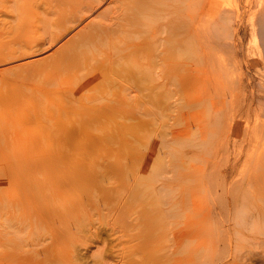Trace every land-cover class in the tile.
I'll return each instance as SVG.
<instances>
[{"label":"rangeland","instance_id":"374dc122","mask_svg":"<svg viewBox=\"0 0 264 264\" xmlns=\"http://www.w3.org/2000/svg\"><path fill=\"white\" fill-rule=\"evenodd\" d=\"M45 1L46 0H16L15 5H13V0H0V11L2 12L4 9L3 2H5V22H7L8 25L10 23L8 27L5 26V32L0 29V52L3 51V44L5 43V62H0V78L5 77V90L3 92L1 91L2 94L0 93V95L4 96L5 100H3L4 104L2 103L0 110L3 111L5 109V150H13L15 156L13 158L11 157L12 160L9 159L5 162V165H7V168H5V175L8 179H5V218L4 221H2L5 224L0 222L1 225L5 226L4 228L1 226L2 230L0 229L3 231V233L0 231V240L3 241H0V264H54L56 263L54 261H57L58 263L56 255H59L60 252L58 253V249L61 247H59L60 243H56L58 241L56 240V233L59 232L60 229L62 230V226H65L64 228L73 226L71 232L73 233L75 231L73 237L76 241L74 242V248H77V257L80 258L79 261H84H81L82 264H140L143 260L148 261L149 263L151 259L161 258L165 260L166 256L172 254L175 233L180 228L183 233V264H195V262L196 264H264V249L262 242L264 239V220L258 217V209L262 204V200L259 196L255 197L254 195H251L250 185H248L247 182V142L241 141L237 138L235 133H232L231 135L223 134L215 136L213 133H210V135L205 134L206 131L203 128L198 130L197 126L202 119L207 121L210 118L208 121H212L213 119L218 118L219 113L216 110L210 109L211 112L209 114L210 110L207 109L204 111L205 113L201 110V114L203 113L201 118H199L198 115L193 117L192 113L198 111L200 106L194 108V106L180 104V101L178 103L177 100L180 98L179 94L182 93L183 96V93L184 95H187L188 92L187 90L181 92V90L178 89H172V91H169L161 88L152 92L144 91L146 93L136 96L134 99V105L136 104L137 106H135V108L133 107L134 105L132 106L133 112L131 119H129L132 121L128 122L129 120L126 121L120 117L119 120L121 123L119 124L121 126L118 122L114 124L115 122L112 121H101L86 125L87 127L81 125L85 122L88 123L87 120L90 122V119H93V117L96 116V113L97 115H101V112L103 111L101 106H104V104H100L96 99H99L103 94H106L107 91L109 92L106 94V99L107 97L112 98V96L113 98L115 96L118 97L120 93L119 98L122 97L123 99V96L127 94L126 90H124L126 88H124V85V89H121L120 87L117 88L119 90H117V94L115 93L116 95H113V92L116 90L110 88L107 89L106 87L105 92L104 89L102 92V89L95 85L90 87L87 86V89L85 88L84 90V87L82 86H84L86 82L89 83V81L95 77V74L92 73V71H82L78 73L76 77H74V75L70 77L71 75H68L65 63L60 62L63 65H60V63L56 64L61 58L59 55H62L61 53L64 51L61 47L62 44L66 38L73 34V31L68 32L64 38L59 39L49 46H44L43 49L41 48V50H38L35 53L23 54L24 50L22 49L23 51H21L20 46H23L24 42H26L31 35L28 34L26 30L25 32L21 30L19 22L20 20L24 22L23 18L25 17L27 21L24 22V25L26 27L31 24L32 20H34L32 23H35V25L32 24V26L35 27L37 32L35 31L33 36H37H34L33 40L36 41L41 35H43L41 36L42 39V37H44V31L42 29H37L39 26L41 27L42 22L39 21L40 24H36L38 21L37 16H34L32 19L30 18L33 14L30 12V5L34 6L37 4L40 6L43 4V6L46 7L44 3ZM123 1L127 3L129 0ZM104 5L105 4H103V6ZM103 6L101 8H103ZM51 8L52 11L54 10L53 14L60 13V11H66L67 14L69 13L67 5L63 7H57V5H55ZM56 10L58 11L56 12ZM1 12L0 14L3 13ZM12 15L16 17H13ZM153 21L151 24H154ZM132 28L133 27L130 28L131 34L129 32L127 33V30H123L120 31L122 36L120 32H118V37L115 35V37H117L115 42L120 46L123 45L121 48L126 46V44L129 45V42H132L135 38L136 35H134V38L132 35L135 33V28ZM133 31L134 33H132ZM127 35H130L129 38ZM249 36L250 34L248 35V33L244 36V42H247V46H250V43H252ZM36 37L38 38L36 39ZM130 37L133 39L131 40ZM120 38L125 39H123L122 42ZM126 40L129 42L127 43ZM116 43L114 44L115 47L118 46ZM120 46H118V48ZM105 47H110L109 51L107 50L108 48H103L107 52L104 53L106 57L100 56L99 59L103 57L108 58L109 54H113V50L114 52L118 51V48H116L117 50L115 48L112 50L111 45H106ZM162 47H164V45L161 46V48ZM104 50L103 52H105ZM18 54H20V56H17ZM143 54L144 53H140V60H138V62L142 64V67L145 65L144 63H146L144 62L145 60L141 58L144 56ZM131 64L135 65L137 62L134 61ZM60 66H63L66 71H64V68L63 71L59 70L62 68ZM36 67H38V69H36ZM34 70L37 72L36 74ZM156 71H152L153 77L159 79L160 75H158V77H156L157 75H154ZM31 72L33 75L35 74L34 77ZM28 74H31V76ZM73 82H76L74 83L76 85L75 87L72 85ZM77 84H81V86H79L82 90L79 91ZM227 84L228 83H226V85ZM19 85H21L22 89ZM93 86L96 88L92 91ZM103 86L104 85H101V87ZM194 86L192 88H194ZM60 87L65 89L63 90ZM194 89L199 90L197 87ZM195 91L191 92L190 90L188 96H194L200 93V91ZM171 96H174L176 99ZM95 97L96 99L94 100ZM168 97L170 99H168ZM41 98H44V101ZM92 98L93 100H91ZM240 98H242V96H237V100L240 101ZM87 99L91 100V102ZM104 99L105 98H103L102 101ZM92 101L94 102L92 103ZM28 102L31 103L29 104ZM96 102H98L100 108ZM143 102L145 104L140 106V103ZM81 104L88 106L87 111L83 113L79 112L78 115L75 113L69 115L68 111H72V108L78 106L82 107ZM169 104L172 105L170 106ZM37 105H39L38 110L35 112L34 109ZM42 106H45L46 109L41 108ZM169 107H172L171 111ZM31 108H33V110ZM230 109L231 107L223 113L227 114ZM46 110L47 113L45 112ZM49 111L50 113L53 111L52 116L48 113ZM33 112H35V114ZM72 112H75V110ZM59 113L61 114V117ZM34 115L37 117L35 121L38 120V122L28 125L26 124L25 126L23 120L27 122V119L31 120V117ZM192 117L195 118L193 121ZM49 118L52 119V122H48L51 121ZM55 118L57 121L54 122L53 120H55ZM186 120L189 121L187 122L188 125L184 123ZM45 121H47V123H44ZM136 121L141 124L146 122V129L144 132L138 131L135 133L136 128L140 129L141 127ZM48 123H50V125ZM190 123L192 124L189 125ZM45 124L50 128L49 131H44L45 129H48ZM235 124L237 130L240 127L242 128V125H240L239 122L234 123V125ZM133 125H135L136 128ZM32 126L34 130L32 129ZM121 127L124 131H118L119 129H122ZM124 127L130 128L126 130ZM37 128H40V130ZM117 131L119 133H116ZM174 131H180L179 134L181 135H175L176 140L171 138V134ZM121 132L125 133V135L126 132H128V134L125 136ZM131 132L133 133L131 134ZM157 133H160L161 135ZM17 135H20V137ZM54 135L55 138L57 137L55 140H53ZM38 138H40V140ZM162 138H165V140ZM18 139L21 140L19 141ZM30 139L31 141L35 140L34 142L38 141L39 144L42 141L41 143L44 145L42 144L39 147H46V150H43L44 153H41L43 147L40 150L41 152L38 147L36 152L39 151V153L33 155L32 153L35 151L33 150L32 152V150H30V146H32L30 145ZM12 140L16 141L13 142ZM161 140L164 141L163 144ZM23 142H27V144H23V146ZM157 142V149L153 150L152 147ZM15 144L17 145V148ZM50 144L53 147L48 148ZM27 147H29V153L25 150H21V153L19 152L18 154V152L15 151L16 149H26ZM114 152L115 154H112ZM21 154L24 156L25 160L28 159L27 164H25L27 161H24ZM38 155H40L41 158H39ZM14 158L16 162H14ZM36 158H38V160ZM13 164H15V166ZM32 167H36L37 170L35 169L33 172H30V176L27 177L33 178L31 180L33 182L38 179L36 184H38L39 181L44 182L45 179H48L47 181H52L53 183H58L52 187L51 190L53 193L50 192L51 190L49 191L47 189L46 194H53L52 199L56 198V195L58 194L57 198H59L63 204L67 203L66 205L68 208H66V205L63 207L64 205H61L58 202L50 204L52 207H49L50 205H40L41 200H38L36 194L33 195L34 197L29 194L27 186H23L26 183V180L24 179H26L25 176L27 175H25L24 172H26L25 170H33ZM16 168H18L19 171ZM59 178H61V181H59ZM136 180L138 181L136 182ZM68 181L69 183H67ZM161 181L165 183L164 188L161 187L163 184ZM134 183H139L137 185L138 188ZM93 184L96 186H93ZM136 189H139L141 196ZM130 190L135 191L134 193H137V195L143 199L148 196V199L142 200V202L147 200L150 202L147 201L148 204L146 203V206H148L150 210L147 207H144L145 211L146 209L148 210V215L153 213L151 215L152 217H150L151 220L149 224L150 227L152 225L151 231L153 232L154 229L157 230L155 233L157 238L155 239L156 241H154L156 244L154 242L151 243V247L149 246V248L143 249L141 251V253H143H140V255H136L135 253L136 250L140 249L137 247L138 245L134 244V242L129 244H126L125 242L127 240L126 238H129V234L132 233L135 235L139 231V228L136 229V231H132L127 230L124 227L136 222L134 221L138 214L136 211L139 209L142 211V206L138 208L139 205L133 203L134 200L127 199L131 194ZM164 192H166V195ZM142 193L144 195H142ZM175 196L180 200L181 204L179 207V209H181L179 217L178 215L175 216V214L173 216L172 211L167 209L168 203ZM76 203H78V205ZM104 203L107 204L105 205ZM56 206L63 208L62 210L64 213ZM161 207L167 209L164 211L165 213H160ZM56 208L58 209V212ZM135 208H137V210ZM67 210L70 212L68 213ZM154 210H156V212H154ZM141 211L139 210V213H142ZM169 212L171 213L169 214ZM72 213L75 215L71 216ZM35 214L38 216L36 217ZM54 215H58V217L55 216L54 218ZM59 217L61 218V223L63 225L59 222ZM65 217H69L68 219L66 218V221L69 220L72 223H66V221H64ZM53 220H55L56 223ZM140 220L142 221V219ZM35 221L36 223H34ZM39 221H41V223ZM44 221L46 222V226L41 227ZM91 221H93V223ZM75 222L80 223L75 224ZM47 224H49V226H47ZM56 224H59V231ZM162 226L165 229L161 230V228H163ZM174 229H176V231H174ZM44 230L46 231L45 234L47 237H43L45 236ZM95 231L100 234L96 232V235ZM47 233H49L50 236L51 233L54 235L56 234V236L52 239ZM99 236H102V238ZM104 240L106 242H104ZM40 241L43 242L41 245L38 243ZM129 241L130 240L127 242ZM49 242L51 243V246L54 244L53 248L49 246ZM79 243L83 244V246ZM152 245L154 247H152ZM50 247L51 249H49ZM43 248H45V250ZM153 251H155L156 254ZM53 259L55 260L53 261ZM134 260L138 261L136 262ZM128 261L129 263H127Z\"/></svg>","mask_w":264,"mask_h":264},{"label":"bare ground","instance_id":"6f19581e","mask_svg":"<svg viewBox=\"0 0 264 264\" xmlns=\"http://www.w3.org/2000/svg\"><path fill=\"white\" fill-rule=\"evenodd\" d=\"M15 2H16V0H13V3H14L13 5H15ZM8 3H9V1H8ZM44 3L46 5V7H44L43 4H41L40 6L37 4H35L34 6L30 5V9H31L30 12L33 13L32 16H30V18L32 19L34 16L35 17L37 16V18H38L37 22L38 23L36 22V24H40L39 21L42 22L41 27L39 26L37 29H39V30L42 29L44 31V37H42V39H41V36H43V35H41L39 38L40 40L38 39L39 42H38V40H36V41L33 40V37L37 36V35L33 36V34L36 31L35 27L32 26V24L35 25V23H32L34 20H32L31 24L27 25L26 27L24 25V22L27 21L25 19V17L23 18L24 22L22 20H20V22H19V24L21 26V30L24 32L26 30V32L31 35L27 39V41L24 42L23 46H20L21 51L24 50L23 54L35 53L36 51L41 50V48L43 49L44 46H46V45L49 46V45L53 44L54 42L58 41L59 39L64 38L66 36V34H68V32L73 31V34L70 37L66 38L64 43L62 44L61 47L64 49V51H62L63 53L60 52L62 55H59V56H61V58L59 57L60 61L57 59L58 62H56V64H58L60 62L65 63L66 68H67L66 69L67 73H68V75H71L70 77H72L73 75H74V77H76L77 74L82 72V71H85V72H88V71L91 72L92 71V73L95 74V77L92 78L91 81H89V83L86 82V84H84V86H82V87H84V90H85V88L87 89V86L90 87L92 85H95L96 87L101 88L102 92H103V89L105 92L106 87H107V89L110 88L112 90H116L115 92H113V95H114L115 93L117 94V92H118L117 90H119L117 88H119V87L121 89L126 88L124 90H126L127 94L125 93L126 95L123 96L124 97L123 99H122V97L119 98L121 93L119 94L118 97L115 96L113 98V96H112V98L107 97V99H106V96H107L106 94H107V92H109L107 90H106L107 91L106 94H103L99 99H96V97H95L94 100L96 99L98 102H100V104H102V103L104 104V106H101V108L103 109V111H102L103 113L101 112V115L100 114L97 115V113H96L95 114L96 116H94L93 119H90V122H89V120H87L88 123L85 122L84 124H81V125L86 126V125L94 124V123L101 122V121H104V122L105 121H112V122H115L114 124H116V122H118V124H119V123H121L119 120L120 117L126 121L131 119L132 112H133L132 106L135 103L134 99L136 98V96H138V95L140 96V95L146 93L144 91L152 92V91H157V90L162 88V89H166L169 91L170 90L172 91V89H176V90L178 89V90H181V92L186 91V90L188 92L191 90V92H192V91H195L196 89H194V88L197 87L199 90H196V91H200V93L197 92L199 94H196L194 96H188L189 94L187 92V95H184V93H183V96H184L183 97L182 93H180L179 94L180 98H179V100H177L178 103L180 101L181 102L180 104H183L186 106L187 105L188 106H194V108L195 107L198 108L197 106H200L198 111H195L194 113H192L193 117H196L198 115L199 118H201V115L203 114V113L201 114V110L204 112L207 109L208 110L213 109L219 113V115L217 114L218 115L217 119H213L212 121H208V120H210V118L208 116L209 119L207 121H204L202 119V121L199 122V125L197 123V125L199 126V127L197 126L198 130L200 128L201 129L203 128L206 131L205 134L210 135V133H213L216 136V135H223V134L231 135L232 133H235L237 138H239L243 142H247V158H248L247 159V162H248V164H247V170H248L247 180L248 181L247 182H248V185H250L251 195H254L255 197L259 196L262 200V204L260 205V208L258 209V217H260L261 219L264 220V0H129L127 3L123 0H46ZM3 4H4L3 5L4 9L2 10L3 13L0 11L2 13V14H0L1 15V17H0V29L3 30V32H5V26L8 27L10 25V23L8 25L7 22H5V2H3ZM103 4H105V5L103 6ZM55 5H57V7H63L65 5H67L68 9H69V13L67 14L66 11H63V12L60 11V13L53 14L54 10L52 11L51 7H54ZM102 6H103V8H101ZM57 11L58 10H56V12ZM6 14H8V13H6ZM13 17H16V16H13ZM153 19H154V21H153ZM152 21L154 22V24H151ZM131 27H133L132 29L135 28V33H134V31L132 32V33H134V34H132L133 38H134V35H136V36L134 39L132 37H130L131 40L133 39V41L132 42L130 41L131 43L128 41L129 45L126 44V42H127V40H126V42H125L126 46L121 48L123 45L120 46L115 42V39H117V37L119 36L118 32L123 31V30H127V33L129 32L131 34V30H130ZM38 33H39V31H38ZM124 33H126V32H124ZM137 33H139V34H137ZM244 33L245 34L248 33V35L250 34L249 37H250V40L252 41V43H250V46H247L246 45L247 42L246 43L244 42L245 41L244 40V36H245ZM120 34H121V32H120ZM115 35L116 36L118 35V36L115 37ZM121 36H122V34H121ZM129 36H128V38H129ZM37 38L38 37H36V39ZM123 39H125V38L121 39L122 42H123ZM115 43L120 47L118 48L117 45H116L117 47H115L114 46ZM106 45H111V47L114 46V47H112V50H113V48H115V49L118 48V51L114 52V50H113L112 51L113 54L112 55L109 54L108 58L103 57V58L99 59L100 56L106 57V55H104V53H107V52H106V50L103 49V48H105V49L108 48V47L107 48L105 47ZM160 45L161 46L164 45V47L161 48ZM3 47H4L3 51L0 52V62H5V43L3 44ZM109 48L107 49L108 51H109ZM103 50L105 52H103ZM140 53L141 54L144 53L143 54L144 56L142 55L143 57H141V58H143V60H145L144 62H146V63H144L145 65L143 64L144 65L143 67H142V64H140L138 62V60H140ZM17 56H20V54H18ZM134 61L137 62V64L132 65L131 63H133ZM62 63H60V65H63ZM60 67H62V68H60L59 70L63 71L64 67L63 66H60ZM36 69H38V67H36ZM152 69L155 71L157 70L155 72L156 74L154 73V75L155 76L157 75L156 77H158V75H160L159 79L153 77V72H152L153 70ZM66 70L64 68V71H66ZM36 73L37 72L35 71V74ZM92 73H91V76H92ZM23 75H22V77H23ZM28 75L31 76V74H28ZM34 75L32 73L33 77H34ZM154 80H156V81H154ZM133 81H134V83H133ZM228 81L230 82V84ZM74 83H76V82H73L72 85H74V87H75L76 85ZM82 83H83V81H82ZM226 83H228V84L226 85ZM192 84H193V86L194 85H196V86H194V88H192L193 87ZM62 85H60V86H62ZM79 85L81 86V84H79ZM79 85L77 84V86L79 87V91H80V90H82V88H80ZM101 85H104V86L101 87ZM123 85L125 86L124 88H123ZM19 86L21 88V85H19ZM23 87H24V85H23ZM29 87H30V85H29ZM35 88H37V87H35ZM60 88H62V87H60ZM92 88H93L92 89V91H93L95 88H94V86ZM191 88L194 90H192ZM62 89L64 90L65 88H62ZM76 89H77V87H76ZM188 89H190V90H188ZM4 90H5V77H1L0 78V93H1V91L3 92ZM38 90H40V89H38ZM97 90H98V88H97ZM32 91H33V89H32ZM53 91H54V89H53ZM53 91H52V93H53ZM79 91H77V92H79ZM30 92H31V89H30ZM74 92H76V91H74ZM20 94H21V92H20ZM237 96H242V98H240L241 99L240 101L237 100ZM38 97H39V95H38ZM48 97H46V98H48ZM98 97H99V95H98ZM171 97L175 98L174 96H171ZM103 98H105V99L102 101ZM115 98H117V99H115ZM41 99H39V100H41ZM49 99H50V97H49ZM168 99H170V98L168 97ZM3 100H5V97L0 95V106L3 103ZM37 100H38V98H37ZM87 100H89V99H87ZM91 100H93V98ZM91 100H89V102H91ZM45 101H46V99H45ZM93 102L94 101H92V103ZM98 102H96V103L98 104ZM45 103H47V102H45ZM142 104H145V103L144 102L140 103V106ZM38 106L39 105H37V107H35V109H34L35 112H36V110H38ZM135 106H137V105L135 104L133 107L135 108ZM186 106H184V107H186ZM74 107H76V106H74ZM229 107H231V109L228 111L227 114H224L223 112L225 110H227ZM41 108H45V106H42ZM87 108H88L87 105H85V106L82 105V107L78 106L76 108H72V111L75 110V112L68 111V113H69V115L71 113H72L71 115H73V113L78 115L79 112L83 113V112L87 111ZM93 108H94V106H93ZM99 108H100V105H99ZM171 108H170V111H171ZM178 108H179V106H178ZM31 109L33 110V108H31ZM47 110L45 111L46 113H47ZM58 110H60V109H58ZM76 111H77V113H76ZM35 112H33V113L35 114ZM45 112H44V114H45ZM51 112L53 113V111H51ZM210 112H211V110L209 111V114H210ZM48 113H50V111ZM52 113H50L51 116H52ZM44 114H43V116H44ZM56 114H58V113H56ZM59 115L61 117L60 113H59ZM53 116H54V114H53ZM193 117H192V121L195 119ZM15 118H16V116H15ZM31 118H32L31 120L27 119V122L23 120V124L25 123V126H26V124L28 125L31 123L38 122V120L35 121V119L37 118L35 115ZM56 118H55V120H53L54 122L57 121ZM52 119H53V117H52ZM52 119H50L51 121H48V122H52ZM82 121H83V119H82ZM130 121H132V120H129L128 122H130ZM180 121H181V119H180ZM58 122H59V120H58ZM136 122H138V121H136ZM187 122H189V121L186 120V122H184V123H186V125H188ZM236 122H239L240 125H242V128L240 127L237 130L236 124L234 125V123H236ZM44 123H47V121H45ZM138 123L141 125L140 129H137L136 126L133 125L136 128L135 133H137L138 131L144 132L146 129V122L142 123L144 125H142L140 122H138ZM48 124L50 125V123H48ZM191 124L192 123H190L189 125H191ZM40 125H42V124H40ZM46 125L47 124H45V126ZM55 125H56V123H55ZM33 126H32V129L34 130ZM137 126H139V125H137ZM47 128H48V125H47ZM129 128L126 127L125 129L128 130ZM37 129L40 130V128H37ZM55 129H56V127H55ZM47 130L49 131L50 128L45 129L44 131H47ZM121 130L124 131L123 128L119 129L118 131H121ZM118 131L116 133H119ZM35 132H37V131H35ZM162 132H160V133H162ZM38 133H39V131H38ZM121 133H123V132H121ZM132 133L133 132H131V134ZM160 133H157V134H160ZM179 133H180V131L172 132L171 138L176 140L175 135L179 136L180 135ZM55 134H57V133H55ZM81 134H83V133H81ZM123 134L125 135V133H123ZM127 134H128V132H126L125 136H127ZM20 135H21V133H20ZM20 135H17V136L20 137ZM50 138H52V137H50ZM56 138L54 135L53 140H55ZM7 139H9V138H7ZM33 139H35V138H33ZM38 139L40 140V138H38ZM158 139H160V138H158ZM162 139L165 140V138H162ZM18 140L20 141L21 139H18ZM163 140H161L162 144L164 143ZM14 141H16V140H14ZM30 141H31V139H30ZM34 141L35 140H32L31 144H30V145H32V146H30L31 147L30 150H32V152H33V150L36 152L38 150L37 148L43 144V143H41L42 141L40 142V144L38 143V141H36V142H34ZM47 141H48V139H47ZM158 142H160V141H158ZM158 142L155 143L154 146L152 147L153 150L157 149L156 146H157ZM5 143L6 142H5V109H4L3 111L0 110V222L1 223H4L2 221H4V218H5V207H4L5 206V179L7 178L5 175V173H6L5 168H7V165H5V162L9 159L12 160V158L15 157L13 154V150L12 151H7V149L5 150ZM54 143H55V141H54ZM23 144L25 145V144H27V142H25V143L23 142L22 145ZM18 145H19V143H18ZM15 146L17 148L16 144H15ZM42 147H43V149H42ZM42 147L41 148L39 147L40 148L39 151L42 149V152L41 151L40 152L44 153L43 150L44 149L46 150V147H44V146H42ZM50 147H53V146L50 144V146L48 148H50ZM28 148L29 147H27L26 149L25 148H19V149H16L15 151L18 152V154H19V152L21 153V150H23V151L25 150L28 152L29 151ZM8 150H10V149H8ZM17 150H19V151H17ZM39 151L36 152V154H35V152L32 154L37 155L39 153ZM41 153H40V155H41ZM112 154H115V152ZM40 155H38L39 158H41ZM21 156H22V154H21ZM27 156H28V154H27ZM27 156H25V157H27ZM22 157L24 158V156H22ZM35 157H37V156H35ZM18 159H16V160H18ZM20 159H22V158H20ZM36 159L38 160V158H36ZM24 161H27L25 164L28 163V159L25 160V158H24ZM33 161H34V159H33ZM14 162H16L15 158H14ZM38 164H40V163H38ZM13 165L15 166V164H13ZM17 166H18V163H17ZM22 166H24V165H22ZM34 166H35V164H34ZM32 168H33V170H31V171L25 170L27 173L24 172V174L25 175L27 174V175L25 176L26 179H24V180H26L25 181L26 183L23 186H27L29 194L32 196L34 194H36V197L38 198V200H41L40 205L42 204L44 206H46V205L49 206L50 204H54L56 202H58L62 205L63 204L62 201H60L59 198H57L58 194L56 195L57 199L53 198L56 200L52 199L53 194H51V195H47L48 193L46 194L47 189L50 191L52 189V187H54V185L58 184V183H53L52 181H47L48 179H45L44 182L39 181V183L36 184L38 179L33 182V181H31L33 178L27 177V176H30L29 175L30 172H33L35 169L37 170L36 167H32ZM16 169H18V168H16ZM28 169H29V167H28ZM18 171H19V169H18ZM64 174H62V175H64ZM141 176H142V174H141ZM62 178H64V177H62ZM143 178H144V176H143ZM59 179H60L59 181H61V178H59ZM136 179H138V178H136ZM138 180H136V182ZM67 183H69V181ZM94 184H93V186H96ZM138 184L139 183L135 184L136 187ZM63 186H66V185H63ZM161 187L164 188L165 183H163ZM32 191H34V192H32ZM58 191H59V189H58ZM136 191L139 192V189L138 190L136 189ZM50 192L53 193L52 190ZM63 192H64V190H63ZM134 192L135 191H131L130 192L131 194L127 197V199L128 200L129 199L134 200L133 203L138 204L139 205V206L137 205L138 208L140 206H142V211H141V209H139L142 213H139V210H137V208H135L137 210L136 212L138 213L136 216V220L134 219V221H136V222L133 221L134 222L132 224L133 226L129 225V226H125L124 228H126L127 230H132V231H134V230L136 231V229L139 228V231L135 235L132 233L129 234V238H126L127 240L125 242H126V244L134 242V244L138 245L137 247H139L140 249L136 250L135 253H136V255L137 254L140 255V253L143 249L149 248L150 244L153 243L154 241H156L155 239L157 238L156 237L157 235H155V233L157 230L154 229V231L152 232L151 231L152 225H151V227L149 226L150 220H151L150 217H152L151 215L153 214V213L152 214L150 213V215H148V213H147L148 210L146 209V211H145V207L148 208V206H146V205L148 204L149 201L147 200L148 202L147 201L142 202V200L148 199L147 198L148 196L145 195L147 197L143 199L142 197H140L141 192H139L140 196ZM120 193H123V192H120ZM165 193L166 192H164V194ZM142 195H144V194L142 193ZM176 196H177V194H176ZM176 196L170 200V202L168 203L167 209L169 211L170 210L172 211L173 216L175 214V216L178 215V217H179V215H180L179 213L181 210V209H179V207L181 204H180V200ZM162 200H164V199H162ZM65 202H67V201H65ZM66 204H63L64 205L63 207H65ZM76 204L78 205V203H76ZM104 204L106 205L107 203H104ZM61 205H60V207H61ZM150 205H153V204H150ZM163 205H165V204H163ZM49 207H52V205H50ZM56 207L59 208V206H56ZM11 208H12V206H11ZM66 208H68L67 205H66ZM59 209L62 210L63 208H59ZM83 209H81V210H83ZM86 209H88V208H86ZM167 209H165V207H161L160 213H165L164 211ZM97 210H98V208H97ZM50 212H51V210H50ZM57 212H58V209H57ZM62 212L64 213L63 210H62ZM67 212L69 213L70 211L67 210ZM154 212H156V210H154ZM73 213L71 214V216L75 215ZM158 213H159V211H158ZM170 213L171 212H169V214ZM35 216L37 217L38 215L35 214ZM41 216H42V214H41ZM55 216L56 215H54V218H55ZM64 216H66V215H64ZM56 217H58V215ZM66 218L67 217H65V220L64 219L63 220L66 221L69 217L67 219ZM80 218H82V217H80ZM94 218H95V216H94ZM140 219H142V221ZM18 220L21 221L20 219H18ZM53 221L55 222V220H53ZM39 222L41 223V221H39ZM44 222H43V225H41V227L46 226V222H45V224H44ZM59 222L61 223V218L59 219ZM68 222L72 223L69 220L66 221V223H68ZM91 222L93 223V221H91ZM34 223H36V221ZM40 223H39V225H40ZM78 223H80V222H75V224H78ZM58 225L59 224H56V227ZM158 225H160V224H158ZM1 226H3V225L0 224V229H1ZM47 226H49V224H47ZM4 227L5 226H3V228ZM64 227L62 226L61 227L62 230L60 229V231H59L60 227L59 226L57 227L58 231H59L56 233L57 236H56V234L55 235L53 234L55 231L53 233H51V236L49 235V233H47L50 237H52V239H53V237L56 236V240H58L56 243H60L59 247H61V248L58 249V253L59 252L60 253H59V255H56L57 257L56 256L55 257L58 260L59 264L60 263L61 264H82L81 261H83V260L79 261L80 258L77 257L78 256V253L76 250L77 248L76 249L74 248V242H76V241L74 240V237H73L75 235V233H74L75 231L73 230L74 232L73 233L71 232V228L73 226L72 227L69 226V228L66 227L68 229H66ZM149 227H150V229H149ZM43 229H45V228H43ZM162 229H165V228L163 227V228H161V230ZM48 231H49V229H48ZM174 231H176V229H174ZM1 232L3 233V231H1ZM18 232H20V231H18ZM45 232L46 231L44 230L45 236H43V237H47ZM96 232L97 231H95V233ZM97 233H99V232H97ZM97 233H96V235H97ZM2 236H4V235H2ZM96 237H98V236H96ZM99 237L102 238V236H99ZM39 238H41V237H39ZM42 239H41V241H42ZM162 239H163V237H162ZM37 240H39V239H37ZM101 240H103V239H101ZM128 240H130V241L127 242ZM41 241L38 242L39 245H41V243H43ZM1 242H3V241H1ZM45 242H47V241H45ZM104 242H106V241L104 240ZM262 242H263V249H264V239ZM16 244H17V242H16ZM49 244H50L49 246H51L50 242H49ZM115 244H116V242H115ZM182 244H183V233H182V229L180 228L175 233L174 245L172 248V254L171 255L166 256L165 260H163L161 258L160 259H151L150 263L148 261L143 260L145 262L142 261V262H140V264H183V258H182V248L183 247H182ZM53 245L51 246L52 248H53ZM80 245L83 246V244H80ZM130 246H131V244H130ZM51 247L49 249H51ZM152 247H154V246L152 245ZM43 249L45 250V248H43ZM153 252H155V251H153ZM155 254H156V252H155ZM194 254H196V253H194ZM263 256H264V254H263ZM148 258H149V256H148ZM54 260L55 259H53V261ZM126 260H128V259H126ZM131 261H132V259H131ZM134 261H136V260H134ZM54 262L57 263V261H54ZM263 262H264V257H263ZM56 263H54V264H56ZM127 263H129V261ZM85 264H87V263H85ZM189 264H191V263H189ZM195 264H196V262H195Z\"/></svg>","mask_w":264,"mask_h":264}]
</instances>
